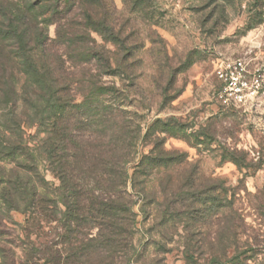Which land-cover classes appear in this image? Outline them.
<instances>
[{
	"label": "trees",
	"instance_id": "trees-1",
	"mask_svg": "<svg viewBox=\"0 0 264 264\" xmlns=\"http://www.w3.org/2000/svg\"><path fill=\"white\" fill-rule=\"evenodd\" d=\"M126 1L130 11L143 12L147 0ZM108 9L107 0H0V264H85L93 255L114 264L131 257L145 178L171 158L156 142L152 156L143 154L130 172L142 123L130 116L126 91L105 78L129 71L134 50ZM47 170L58 185L46 179ZM192 188L158 200L165 216L196 210ZM14 212L30 224L54 222L51 249L43 252L28 234L14 236L21 226ZM234 228H223L218 253H236L219 264H249L252 249L239 251ZM171 249L158 244L161 253ZM185 256L195 259L188 250Z\"/></svg>",
	"mask_w": 264,
	"mask_h": 264
},
{
	"label": "rangeland",
	"instance_id": "rangeland-1",
	"mask_svg": "<svg viewBox=\"0 0 264 264\" xmlns=\"http://www.w3.org/2000/svg\"><path fill=\"white\" fill-rule=\"evenodd\" d=\"M107 4L110 19L128 35L134 50L129 71L105 78L126 91L123 100L130 116L142 123L140 155L130 172L143 154L151 155L156 142L171 158L166 167L148 171L146 200L134 206L138 231L131 257L114 264L224 263L236 253L235 247L227 258L218 253L228 222L237 232L232 240L239 251L252 249L249 264H264V90L253 103L224 106L216 97L215 71L222 57H244L264 69V0H147L143 12L130 11L126 0ZM55 32L52 25L50 36ZM28 133L34 135L36 128ZM44 174L59 184L50 170ZM189 186L198 192L196 210L165 216L158 200L171 191L185 194ZM13 217L21 225L14 236L25 240L28 234L43 252L51 249L54 222L39 224L36 219L30 224L21 212ZM159 242L172 249L159 252ZM185 250L195 259L189 261ZM89 259L85 264L110 262L95 255ZM38 264L51 263L41 259Z\"/></svg>",
	"mask_w": 264,
	"mask_h": 264
},
{
	"label": "built area",
	"instance_id": "built-area-1",
	"mask_svg": "<svg viewBox=\"0 0 264 264\" xmlns=\"http://www.w3.org/2000/svg\"><path fill=\"white\" fill-rule=\"evenodd\" d=\"M217 99L224 106L253 103L264 90V69L244 57H222L216 66Z\"/></svg>",
	"mask_w": 264,
	"mask_h": 264
}]
</instances>
